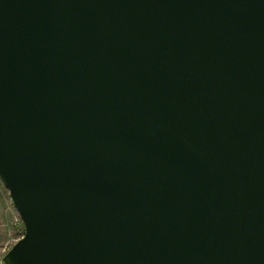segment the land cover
<instances>
[{
    "label": "water",
    "instance_id": "95a60500",
    "mask_svg": "<svg viewBox=\"0 0 264 264\" xmlns=\"http://www.w3.org/2000/svg\"><path fill=\"white\" fill-rule=\"evenodd\" d=\"M0 264H264V0H0Z\"/></svg>",
    "mask_w": 264,
    "mask_h": 264
},
{
    "label": "rangeland",
    "instance_id": "374dc122",
    "mask_svg": "<svg viewBox=\"0 0 264 264\" xmlns=\"http://www.w3.org/2000/svg\"><path fill=\"white\" fill-rule=\"evenodd\" d=\"M0 197L4 206L6 207L7 214H10L7 217L8 227H9V236L7 240V244H3L2 240H0V259L2 256L9 250V248L23 235V225L21 223L20 218L18 217L17 213L15 212L14 208L11 205L8 192L3 187L2 183L0 182Z\"/></svg>",
    "mask_w": 264,
    "mask_h": 264
},
{
    "label": "crops",
    "instance_id": "0c3cea01",
    "mask_svg": "<svg viewBox=\"0 0 264 264\" xmlns=\"http://www.w3.org/2000/svg\"><path fill=\"white\" fill-rule=\"evenodd\" d=\"M6 207L2 202L0 197V240H2L3 244H7L8 236H9V227H8V219L10 214H7Z\"/></svg>",
    "mask_w": 264,
    "mask_h": 264
}]
</instances>
